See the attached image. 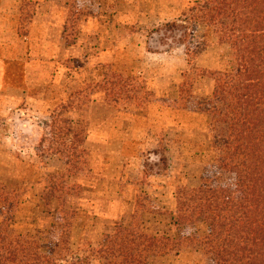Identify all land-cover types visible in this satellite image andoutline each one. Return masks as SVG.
Masks as SVG:
<instances>
[{"label":"rangeland","instance_id":"rangeland-1","mask_svg":"<svg viewBox=\"0 0 264 264\" xmlns=\"http://www.w3.org/2000/svg\"><path fill=\"white\" fill-rule=\"evenodd\" d=\"M6 1L21 6L20 36L39 1L57 3L62 27L53 43L41 23L23 51L0 36V59H25L0 60V244L47 264H108L92 251L135 224L176 240L148 264H217L182 246L208 227L180 231L174 215L177 189L216 186L208 72L233 55L190 19L204 0Z\"/></svg>","mask_w":264,"mask_h":264},{"label":"trees","instance_id":"trees-1","mask_svg":"<svg viewBox=\"0 0 264 264\" xmlns=\"http://www.w3.org/2000/svg\"><path fill=\"white\" fill-rule=\"evenodd\" d=\"M204 2H196L190 19L216 28V41L229 47L233 60L208 72L216 80L215 102L207 110L216 132V186L203 179L199 188L177 189L175 220L180 231L198 223L208 227L204 236L184 237L182 246L213 255L217 264H264V0ZM220 174L230 176L229 185ZM175 242L134 224L118 227L92 252L108 256V264H148L167 252L165 243ZM7 249L0 244V264H31L28 258L36 255V264L51 260L25 248Z\"/></svg>","mask_w":264,"mask_h":264},{"label":"crops","instance_id":"crops-1","mask_svg":"<svg viewBox=\"0 0 264 264\" xmlns=\"http://www.w3.org/2000/svg\"><path fill=\"white\" fill-rule=\"evenodd\" d=\"M9 2H11V0H8ZM5 3H7V1L5 0L4 3L0 4V36H8L10 37V39H8V41L14 45V47H12L13 49H17L20 51H23V49L25 48L24 43L27 42L34 34V30L37 28L38 26L42 23L44 24L42 27V30L44 32V34L46 35L44 38L47 39V32L49 30V26L51 25L52 27V42L53 43H59L60 38L59 36L61 35L60 30L62 27V21H61V17L58 16L59 11H60V7H58L57 3L54 1L52 3H47L45 1H39L36 5L37 11L36 14L33 16L32 22L30 23V32L27 35L24 36H20L19 32H20V27L17 26L16 22L21 20V16H22V10H21V6H18L16 8V11H13V6L6 4L5 7ZM21 4L22 1H21ZM49 4L48 8L51 9L50 13L47 12H42V8H45L46 5ZM8 7V9H7ZM58 8V9H55ZM4 9V10H3ZM3 22H5V26L2 24ZM15 23V24H13ZM6 27L4 30L3 28ZM43 36H41L40 41L42 42V45L44 44V42H46L49 39H44ZM0 40H3L0 37ZM5 40V39H4ZM17 44V45H16ZM13 45H9V46H13ZM9 46L7 47L9 49ZM52 46V45H51ZM11 48V47H10ZM45 48V47H42ZM7 53V52H6ZM5 53V54H6ZM56 57H51L50 59H54ZM0 60H5V61H17L22 63L25 59L23 58V56H21V54L17 55L15 58L14 57H7V56H3L2 59Z\"/></svg>","mask_w":264,"mask_h":264}]
</instances>
